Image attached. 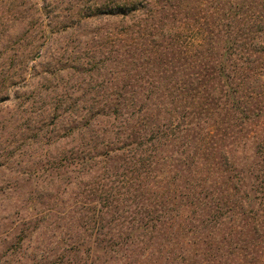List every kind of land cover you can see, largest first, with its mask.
I'll use <instances>...</instances> for the list:
<instances>
[{
	"label": "trees",
	"instance_id": "trees-1",
	"mask_svg": "<svg viewBox=\"0 0 264 264\" xmlns=\"http://www.w3.org/2000/svg\"><path fill=\"white\" fill-rule=\"evenodd\" d=\"M114 9L105 15L135 24L117 53L133 70L103 105L59 112L89 137L74 165L103 169L87 193L89 240L71 239L72 252L105 264H264V0Z\"/></svg>",
	"mask_w": 264,
	"mask_h": 264
},
{
	"label": "rangeland",
	"instance_id": "rangeland-1",
	"mask_svg": "<svg viewBox=\"0 0 264 264\" xmlns=\"http://www.w3.org/2000/svg\"><path fill=\"white\" fill-rule=\"evenodd\" d=\"M121 1L0 0V264H105L70 247L89 240L87 193L103 169L74 165L89 137L59 112L103 105L133 70L117 53L134 22L105 15Z\"/></svg>",
	"mask_w": 264,
	"mask_h": 264
}]
</instances>
